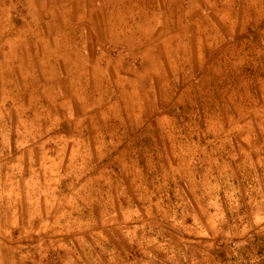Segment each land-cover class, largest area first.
<instances>
[{
  "label": "rangeland",
  "instance_id": "1",
  "mask_svg": "<svg viewBox=\"0 0 264 264\" xmlns=\"http://www.w3.org/2000/svg\"><path fill=\"white\" fill-rule=\"evenodd\" d=\"M0 264H264V0H0Z\"/></svg>",
  "mask_w": 264,
  "mask_h": 264
},
{
  "label": "bare ground",
  "instance_id": "2",
  "mask_svg": "<svg viewBox=\"0 0 264 264\" xmlns=\"http://www.w3.org/2000/svg\"><path fill=\"white\" fill-rule=\"evenodd\" d=\"M7 2V1H6ZM2 3V2H1ZM8 3V2H7ZM226 6V5H225ZM12 10V9H11ZM9 28V27H8ZM8 34V33H7ZM36 40V39H35ZM67 224V223H66Z\"/></svg>",
  "mask_w": 264,
  "mask_h": 264
}]
</instances>
